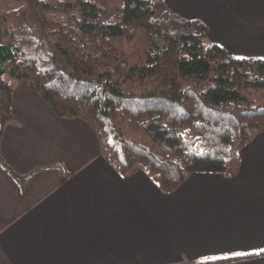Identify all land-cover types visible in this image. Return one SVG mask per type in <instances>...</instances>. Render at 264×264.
<instances>
[{"label":"trees","instance_id":"16d2710c","mask_svg":"<svg viewBox=\"0 0 264 264\" xmlns=\"http://www.w3.org/2000/svg\"><path fill=\"white\" fill-rule=\"evenodd\" d=\"M0 25V137L21 80L58 117L82 118L119 174L141 169L169 193L191 172L234 176L264 129V58L229 55L165 0H33ZM138 28L144 61L128 65L122 44ZM0 166L21 188L39 170L17 174L1 154Z\"/></svg>","mask_w":264,"mask_h":264},{"label":"crops","instance_id":"0c3cea01","mask_svg":"<svg viewBox=\"0 0 264 264\" xmlns=\"http://www.w3.org/2000/svg\"><path fill=\"white\" fill-rule=\"evenodd\" d=\"M234 57L264 58V0H165ZM0 137V264H264V129L234 176L191 172L164 193L119 174L82 118L58 117L28 84ZM245 253L234 260L219 258Z\"/></svg>","mask_w":264,"mask_h":264},{"label":"rangeland","instance_id":"374dc122","mask_svg":"<svg viewBox=\"0 0 264 264\" xmlns=\"http://www.w3.org/2000/svg\"><path fill=\"white\" fill-rule=\"evenodd\" d=\"M33 0H0V14L4 11L19 7L22 4H31ZM1 31V25H0ZM148 30L138 28L136 35L131 40H124L122 44V59L128 65L142 64L146 50V37ZM6 78L13 82L11 78Z\"/></svg>","mask_w":264,"mask_h":264},{"label":"snow or ice","instance_id":"6c2138e0","mask_svg":"<svg viewBox=\"0 0 264 264\" xmlns=\"http://www.w3.org/2000/svg\"><path fill=\"white\" fill-rule=\"evenodd\" d=\"M200 154H203V151L201 150V153ZM261 251H264V250H261ZM233 255H245V253H233Z\"/></svg>","mask_w":264,"mask_h":264}]
</instances>
